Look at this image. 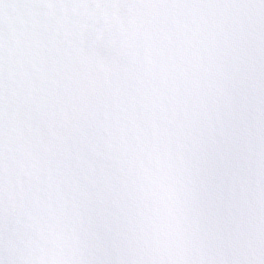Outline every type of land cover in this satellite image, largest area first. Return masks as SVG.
Wrapping results in <instances>:
<instances>
[{
	"label": "snow or ice",
	"instance_id": "snow-or-ice-1",
	"mask_svg": "<svg viewBox=\"0 0 264 264\" xmlns=\"http://www.w3.org/2000/svg\"><path fill=\"white\" fill-rule=\"evenodd\" d=\"M0 264H264V0H0Z\"/></svg>",
	"mask_w": 264,
	"mask_h": 264
}]
</instances>
